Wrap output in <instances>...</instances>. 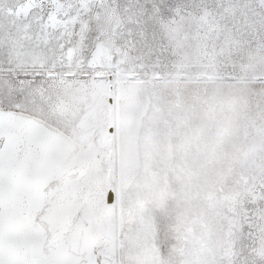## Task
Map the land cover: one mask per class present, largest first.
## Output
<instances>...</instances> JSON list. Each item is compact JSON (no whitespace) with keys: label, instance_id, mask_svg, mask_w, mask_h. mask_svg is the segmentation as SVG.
<instances>
[{"label":"snow or ice","instance_id":"1","mask_svg":"<svg viewBox=\"0 0 264 264\" xmlns=\"http://www.w3.org/2000/svg\"><path fill=\"white\" fill-rule=\"evenodd\" d=\"M0 264H264V0H0Z\"/></svg>","mask_w":264,"mask_h":264}]
</instances>
